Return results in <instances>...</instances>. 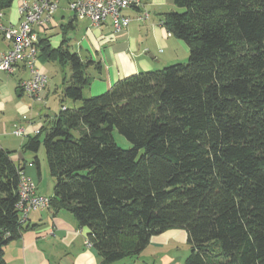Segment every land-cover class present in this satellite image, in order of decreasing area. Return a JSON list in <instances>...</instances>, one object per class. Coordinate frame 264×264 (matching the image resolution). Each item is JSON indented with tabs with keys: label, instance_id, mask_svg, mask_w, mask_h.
Listing matches in <instances>:
<instances>
[{
	"label": "trees",
	"instance_id": "1",
	"mask_svg": "<svg viewBox=\"0 0 264 264\" xmlns=\"http://www.w3.org/2000/svg\"><path fill=\"white\" fill-rule=\"evenodd\" d=\"M173 1L182 10L162 22L187 44V61L97 95H82L87 61L40 41L47 59L69 64L63 97L81 105L61 106L23 148L39 168L43 145L54 178L46 208L88 229L101 264L140 254L169 228L187 233L183 264H264V0ZM12 2L0 0V12ZM11 153L0 147V264L2 247L30 228L19 222L23 169Z\"/></svg>",
	"mask_w": 264,
	"mask_h": 264
},
{
	"label": "crops",
	"instance_id": "2",
	"mask_svg": "<svg viewBox=\"0 0 264 264\" xmlns=\"http://www.w3.org/2000/svg\"><path fill=\"white\" fill-rule=\"evenodd\" d=\"M68 1L59 0L53 21L39 32V36L40 41H44L50 48L62 45L88 62L86 70L91 81L82 89L83 97L103 93L117 80L128 75L183 62L188 55L187 44L168 32L162 22L164 13L182 10L173 0H143L140 8L126 9L124 13L131 20L120 32H114L109 18L96 26L87 19L73 17L67 8ZM10 7L1 11L0 20L17 25L16 7ZM142 11L148 13L147 18L138 17ZM0 39L2 53L9 48V43L1 34ZM48 62L53 64L55 61L47 59L39 51L37 66L46 74ZM12 75L14 76H0V147L12 151L11 158L35 183L38 194L51 196L54 178L40 159L37 168L35 153L25 150L23 145L28 136L35 135L37 129L51 125L60 111L61 107L50 105L49 96L53 95L54 99L57 96L58 102L67 107L64 105L66 99L63 97V89L70 75L65 74L61 82L56 81L52 85L47 83L41 92L40 101L22 98L25 93L19 88V82L30 77L27 67L18 64ZM76 102L72 100L74 107ZM13 125L25 127V134L15 135ZM25 225L30 228L2 247L5 264L102 263L97 250L86 245L88 229L81 227L67 210L55 213L50 208L33 210L28 214ZM189 252L186 231L169 228L151 236L140 254L110 264H183Z\"/></svg>",
	"mask_w": 264,
	"mask_h": 264
},
{
	"label": "built area",
	"instance_id": "3",
	"mask_svg": "<svg viewBox=\"0 0 264 264\" xmlns=\"http://www.w3.org/2000/svg\"><path fill=\"white\" fill-rule=\"evenodd\" d=\"M143 0H69L68 10L73 17L87 19L91 24L100 26L107 18L111 20L114 32L125 29L131 18L124 12L131 7L140 8ZM16 7L18 24L4 23L0 20V34L9 43V48L0 53V70L13 74L18 64L30 71V77L19 82V88L33 100H42L41 92L47 84V74L38 68L37 57L40 48L39 32L52 21L58 9L59 0H13ZM1 16V12H0ZM142 11L139 18H147ZM25 127L16 125L15 135L25 134ZM39 129L35 131L37 133ZM19 198L16 203L20 211L19 222L24 224L28 214L49 205V197L36 192L35 183L23 172L20 173L18 186ZM87 246H92L86 241Z\"/></svg>",
	"mask_w": 264,
	"mask_h": 264
},
{
	"label": "rangeland",
	"instance_id": "4",
	"mask_svg": "<svg viewBox=\"0 0 264 264\" xmlns=\"http://www.w3.org/2000/svg\"><path fill=\"white\" fill-rule=\"evenodd\" d=\"M15 4L14 3H12L11 4V7H10V9L11 8H13V6H14ZM1 40V39H0ZM185 59V60H184ZM184 61L183 62H186L187 61V59H188V55H186L185 57H184ZM56 62V63H55ZM53 64H52V62H48V66H47V63H46V67H47V69H48V80H47V83L48 84H53L54 82H56V81H59V82H61L62 80H63V78H64V76H65V74H67V75H70V67L69 66H67V67H65L64 65H62V64H60L58 61H55ZM52 74H53V76H52ZM5 75L6 76H8V77H12V76H14V75H12V74H9V73H7V72H5V71H1L0 70V76H4L5 77ZM53 77V79L51 80L50 78H52ZM66 78H68V76H66ZM16 95V94H15ZM23 97V99H26V100H28V101H30L29 99H31L29 96H27L26 94H24V95H22ZM85 98H87V96H84ZM17 98H19V97H17ZM64 99H66V102L64 103V105H66L68 108H73L75 105H73V103H72V100L71 99H69V98H64ZM32 100V99H31ZM68 101V102H67ZM49 102H50V105H52L53 104V106L54 107H57V108H60L62 105V103L61 102H58V97L56 96L55 97V99H54V96L52 95V96H49ZM79 105H81V101H77L76 102V106H79ZM37 106H40V104H37ZM36 108H38V107H36ZM11 126V125H10ZM15 126L16 125H13V127H12V131L15 129ZM9 128H11V127H9ZM113 135H114V138H115V141L117 142V144L119 145V146H121V147H123V148H129L130 146H131V144H130V142L129 141H127L122 135H120L117 131H114L113 132ZM43 138V136H41V139ZM37 156H38V158L40 159V161H41V163H44V167H46V169H47V171H49L48 170V166H47V160H46V155H45V151H44V147H43V145L41 144V146L39 147V149H38V151H37Z\"/></svg>",
	"mask_w": 264,
	"mask_h": 264
}]
</instances>
